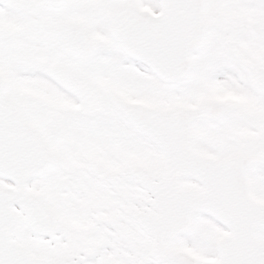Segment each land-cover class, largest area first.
<instances>
[{"label":"snow or ice","instance_id":"1","mask_svg":"<svg viewBox=\"0 0 264 264\" xmlns=\"http://www.w3.org/2000/svg\"><path fill=\"white\" fill-rule=\"evenodd\" d=\"M0 264H264V0H0Z\"/></svg>","mask_w":264,"mask_h":264}]
</instances>
